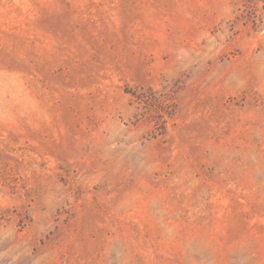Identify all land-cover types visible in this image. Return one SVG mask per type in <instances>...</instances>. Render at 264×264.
Segmentation results:
<instances>
[{"label": "rangeland", "instance_id": "rangeland-1", "mask_svg": "<svg viewBox=\"0 0 264 264\" xmlns=\"http://www.w3.org/2000/svg\"><path fill=\"white\" fill-rule=\"evenodd\" d=\"M0 264H264V0H0Z\"/></svg>", "mask_w": 264, "mask_h": 264}]
</instances>
